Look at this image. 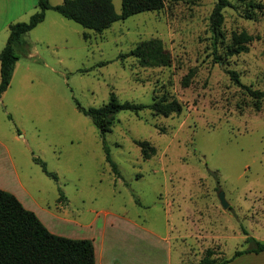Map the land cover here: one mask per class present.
Instances as JSON below:
<instances>
[{"label":"rangeland","instance_id":"obj_1","mask_svg":"<svg viewBox=\"0 0 264 264\" xmlns=\"http://www.w3.org/2000/svg\"><path fill=\"white\" fill-rule=\"evenodd\" d=\"M230 1L222 10L220 61L209 19L216 0H166L162 9L117 20L101 33L47 9L23 35L0 98V164L14 163L26 201L47 212L57 233L83 235L95 216L99 223L126 217L139 225L132 234L139 247L145 230H169L176 254L182 234L186 264H198L207 248L218 262L234 254L247 246L243 229L264 239V102L256 103L228 72L264 90V0ZM113 3L120 13L122 0ZM241 31L252 35L248 49L229 54L232 34ZM8 36L9 28H1L0 51ZM149 38L170 51V65L121 57ZM190 69L191 82L183 85ZM111 93L145 104L167 95L183 105L169 116L118 112L104 137L118 173L106 161L99 128L78 108L102 106ZM138 140L156 153L144 158Z\"/></svg>","mask_w":264,"mask_h":264},{"label":"trees","instance_id":"obj_2","mask_svg":"<svg viewBox=\"0 0 264 264\" xmlns=\"http://www.w3.org/2000/svg\"><path fill=\"white\" fill-rule=\"evenodd\" d=\"M166 0H122L121 12H117L113 0H63L62 3L52 5L50 0H37V10L28 21H17L9 25V36L6 44L0 51V98L10 85L18 55L16 49L24 43L23 35L34 28L45 18L47 9H54L64 17L71 19L83 27L98 33L109 28L113 22L125 19L142 11H158L165 5ZM232 5L230 0H216L210 14V30L213 37L214 57L222 59L217 51L218 43L223 38L221 25L223 22L222 10ZM84 37L88 38L87 33ZM232 43L229 45V54H238L248 49L247 43L252 35L246 31L234 32ZM134 56L142 66H168L172 63V55L163 42L158 38H149L140 41L121 57ZM231 78L244 89L256 103L264 102V90L252 88L241 82L235 70H228ZM194 75L193 69L183 76V85H188ZM78 108L85 115L91 117L99 128L103 140L106 161L112 166L115 173L118 168L112 159L110 148L105 142V134L111 130L116 116L121 110H130L138 113L149 109L154 114L169 116L179 114L183 109L177 98L162 95L154 98L151 103H135L120 101L115 93L110 94L106 104L99 107ZM144 158L156 153V148L146 140H138ZM43 171L57 178L56 173L48 170L46 163L38 157ZM63 196V195H61ZM247 246L238 248L234 254L218 262L214 250L207 248L205 255L198 264H226L234 257L246 252H261L264 250V241L248 234L243 229ZM0 264H96L93 241L89 238H71L51 232L39 219L37 214L26 208L13 193L0 188Z\"/></svg>","mask_w":264,"mask_h":264},{"label":"crops","instance_id":"obj_3","mask_svg":"<svg viewBox=\"0 0 264 264\" xmlns=\"http://www.w3.org/2000/svg\"><path fill=\"white\" fill-rule=\"evenodd\" d=\"M35 9L37 10V0H0V29L9 28L11 23L16 22L18 15L33 14ZM0 188L16 195L26 208L37 214L51 232L59 234L48 220L47 212L41 206L29 205L26 201L25 186L14 163L0 164ZM88 228L85 234L74 235L71 238H89L93 241L96 264H186V242L182 234L176 238L178 246L176 254H173V238L169 230L166 235H161L152 229L145 230L149 235L146 237L145 245L139 247L132 237L133 233H137L139 225L129 218L103 219L99 223V217L95 216L89 222ZM208 235L211 239L213 233ZM245 238L244 235L243 243ZM226 264H264V250L258 253H242Z\"/></svg>","mask_w":264,"mask_h":264},{"label":"water","instance_id":"obj_4","mask_svg":"<svg viewBox=\"0 0 264 264\" xmlns=\"http://www.w3.org/2000/svg\"><path fill=\"white\" fill-rule=\"evenodd\" d=\"M220 199H221V202H222V204L226 207V206H228V203L225 201V199H224V194L223 193H221L220 194Z\"/></svg>","mask_w":264,"mask_h":264}]
</instances>
